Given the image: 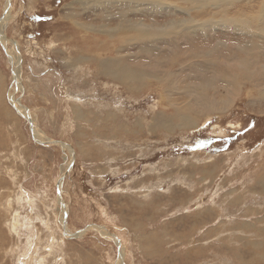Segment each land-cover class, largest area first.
<instances>
[{"label":"rangeland","instance_id":"374dc122","mask_svg":"<svg viewBox=\"0 0 264 264\" xmlns=\"http://www.w3.org/2000/svg\"><path fill=\"white\" fill-rule=\"evenodd\" d=\"M211 2L0 0V264H264V0Z\"/></svg>","mask_w":264,"mask_h":264},{"label":"bare ground","instance_id":"6f19581e","mask_svg":"<svg viewBox=\"0 0 264 264\" xmlns=\"http://www.w3.org/2000/svg\"><path fill=\"white\" fill-rule=\"evenodd\" d=\"M207 1H210V0H207ZM212 2L210 3V4H212V5H214V4H216L217 3V0H211ZM224 1H226V0H224ZM204 3H206L205 1H203ZM209 4V5H210ZM7 7H9L10 5L7 3ZM206 6H207V4H205ZM199 6V5H198ZM197 8H199V7H197ZM7 9V8H6ZM8 9H10V7L8 8ZM239 10V9H238ZM236 12H239V11H237L236 10ZM235 12V13H236ZM239 14H240V12H239ZM238 14V18H241L240 19V22L241 23H243L242 24V27H244V28H246V29H251L249 26H250V24H252L253 23V20L250 18H248L247 20H245V21H243L242 20V16L241 15H239ZM231 19H234V17H232L231 16ZM2 26H3V24H0V42H2V44H4V43H6V41L8 40L7 38H6V35L4 34V32H3V30H2ZM252 26V25H251ZM256 31V30H255ZM254 33H257V34H263V36H264V31H262L259 27H258V29H257V32H254L252 29L251 30H249V32L248 33H246L245 32V34L247 35L246 37H248L249 35H252V34H254ZM12 42V41H11ZM88 45V44H87ZM75 50L76 49H81V48H79V47H77V48H74ZM99 49H101V48H99ZM99 49L98 50H95L94 52H92L91 54H92V57L93 58H95V61L92 59L91 61H93L94 62V65H95V67H97V69L99 70V71H101V72H104V73H106V74H108V75H110V76H114V77H116V75H118L117 76V79L118 80H120L121 82H123V83H127L129 86L131 85V83H132V80H131V78H130V76H129V71L126 69V66H124V62H122V61H120L121 63H118L119 64V66H115V73H111L107 68H111V67H109L107 64H108V62L106 61V60H104L103 58H101L102 57V55H98L97 54V52H99ZM8 50V49H7ZM78 51V50H77ZM12 53V50H8V53ZM76 52V51H75ZM80 52H81V50H80ZM9 53V54H10ZM78 54H80V53H78ZM11 56V55H10ZM83 56V55H82ZM18 57H19V55H16V54H14L13 56H11V60H12V65H16L17 63H18ZM77 57H79V55H77ZM77 57L75 58V59H77ZM81 57V56H80ZM85 57V56H84ZM83 58V57H82ZM87 57H85V58H83V60L84 59H86ZM91 58V57H90ZM81 59V58H80ZM74 60V59H73ZM72 61V60H71ZM75 61V60H74ZM89 61H90V59H89ZM106 63L107 62V64H105L104 62ZM85 62H86V60H85ZM70 63V62H69ZM236 63H237V60L235 61V65H236ZM76 64V63H75ZM74 64V65H75ZM108 66V67H107ZM18 67V66H17ZM123 68V69H122ZM103 69V70H102ZM223 69V70H222ZM226 68L225 67H221L220 68V70H222V71H224ZM236 71V68L235 69H233L232 71H230L229 73H230V75H232V73H234ZM16 75H18L19 74V67L17 68V71H16V73H15ZM9 100H11V102L13 101L12 100V98H10ZM19 103V102H18ZM22 104V103H21ZM201 105H203L202 106V108H204V111H206V110H211V109H215L216 108V103H214L213 101H211V100H207V99H204V102L203 103H200ZM200 104H199V106H200ZM28 108V107H27ZM201 108V109H202ZM194 109V108H193ZM75 112H74V114H77V115H80L79 113H78V111L75 109L74 110ZM80 112V111H79ZM21 113H25L24 111H22L21 110ZM175 113L176 114H179V112H177V110L175 111ZM175 113H174V115H175ZM28 116V115H27ZM81 116V115H80ZM30 117V116H29ZM31 121L32 122H34V119L32 118L31 119ZM34 125V124H33ZM33 128V127H32ZM39 131V130H38ZM40 133H42V132H40ZM36 135V134H35ZM61 143V142H60ZM64 144V143H63ZM67 148H69L70 149V153L72 154V150H73V148H70V146L68 147L67 146ZM76 153V152H75ZM67 167V166H66ZM64 171V170H63ZM65 172V171H64ZM61 185V184H60ZM58 187V186H57ZM61 199V198H60ZM63 213H65V210L63 211ZM96 227V226H95ZM98 228V227H97ZM115 237V236H114ZM120 260V259H119ZM122 261V260H121ZM118 264H121V262L119 261V263ZM123 264V263H122Z\"/></svg>","mask_w":264,"mask_h":264},{"label":"water","instance_id":"95a60500","mask_svg":"<svg viewBox=\"0 0 264 264\" xmlns=\"http://www.w3.org/2000/svg\"><path fill=\"white\" fill-rule=\"evenodd\" d=\"M57 190H58L57 192L59 193V189H57Z\"/></svg>","mask_w":264,"mask_h":264}]
</instances>
